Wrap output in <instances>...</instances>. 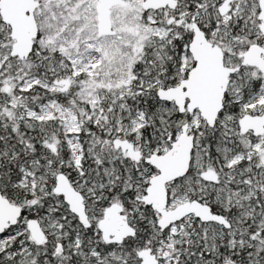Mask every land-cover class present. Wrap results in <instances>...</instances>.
<instances>
[{"label":"snow or ice","instance_id":"1","mask_svg":"<svg viewBox=\"0 0 264 264\" xmlns=\"http://www.w3.org/2000/svg\"><path fill=\"white\" fill-rule=\"evenodd\" d=\"M0 264H264V0H0Z\"/></svg>","mask_w":264,"mask_h":264}]
</instances>
